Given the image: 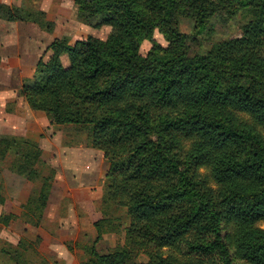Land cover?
<instances>
[{"label": "trees", "instance_id": "16d2710c", "mask_svg": "<svg viewBox=\"0 0 264 264\" xmlns=\"http://www.w3.org/2000/svg\"><path fill=\"white\" fill-rule=\"evenodd\" d=\"M74 4L79 20L110 26L107 37L73 45L53 38L18 91L51 124L88 128L89 145L108 161L96 236L67 249L88 255L79 264H264V0ZM239 13L246 19L239 36L216 40L204 55L190 53L181 20L192 23L195 37L212 18ZM0 19L52 27L43 11L3 2ZM155 30L166 45L152 38ZM144 40L151 46L143 55ZM22 137L0 135V156L30 147L10 169L39 179L22 213L30 223L33 212L38 225L54 170L38 174L33 164L42 150ZM10 219L1 215L0 224ZM121 231L123 244L98 251L104 234ZM140 253L147 260L137 263Z\"/></svg>", "mask_w": 264, "mask_h": 264}, {"label": "rangeland", "instance_id": "374dc122", "mask_svg": "<svg viewBox=\"0 0 264 264\" xmlns=\"http://www.w3.org/2000/svg\"><path fill=\"white\" fill-rule=\"evenodd\" d=\"M4 1H7V3L5 4L19 7L32 12L41 10L45 13V19L52 23L50 32L38 27L33 22H31L33 25H30L33 26V29L23 27L22 23H18L20 25H13L11 31H19L21 33L19 39H16L15 36L18 35H15V33H13V41H15L14 44L21 45L22 47L26 46V48L29 49L30 54L36 52V47L40 46L43 43H48V41L51 42L55 37L66 36L68 38L69 44L73 45L77 40L83 39L88 35L99 39H105L111 30L110 26L108 25H101L95 28L92 26V24L84 23L83 21L79 20L77 18L74 0ZM245 20L246 19L243 13H239L237 16L227 20H221L219 17H214L195 37L192 35V23L189 20H181L178 28L188 35L187 42L190 48V53L204 55L205 52L210 48L211 44L216 40L239 36L241 33L240 27L245 22ZM91 22H96V19H93ZM27 34L31 36H27ZM152 38L161 45H166L165 39L157 30L154 31ZM16 40L18 42H16ZM150 46L151 42L149 40H144L140 46V53L143 55L146 54ZM40 55H43V57H45L47 56V53L42 50ZM63 55L61 62L62 64H66L64 66H67L68 57L66 54ZM30 81H32V78H27L26 82L28 83ZM49 124L52 126L49 127L50 130L46 131L45 133L44 138L46 139L42 141L43 149L38 143L39 138L37 134L39 133L40 128H33L34 126L32 125H26L27 133L23 135L8 132L0 133V135L10 134L13 136H23L22 138H28L38 144V146L42 150V154L38 162H34L33 168L41 176L49 175L51 173V170H54V174L52 172L53 181H51V186L47 197L48 202L50 193L52 192V202L50 206L51 209L56 206L57 197H59V191L54 185V178H63V175L68 176L69 170H71L69 162H71L72 160H77L84 171V175L81 176L82 180H79L80 187L76 188L75 190L77 196L72 199L69 209L71 212L75 211L79 214L82 224H84L85 226H93V223L96 220H93L94 214H91L92 208L98 210L99 218H101L102 216L101 210H99V204L104 193V182L106 180L105 176L108 168V161L105 160L100 150L89 145L90 131L88 128L73 124L54 125L50 122ZM69 147L79 148V150H71L73 152L79 153L75 154L74 156L72 154L69 157V154L65 149ZM18 148V157L15 156V152L12 150L7 151L4 156H0V198H3V201L4 199H6L8 202L12 203L11 207L9 208H7L9 203H7L6 205V208L10 209L11 211L3 210L0 206V217L4 214H10L11 218L7 225L0 224V246L7 250V254L0 252V263L58 264L56 261L52 260L49 255L39 252V243L42 239L38 234V230L39 226L42 223H44L45 226L47 222V219L44 215L46 206L42 213V218L39 219L40 224L38 225L33 224L35 223L34 221L38 220L37 216H33V212L29 213V215H32V222L30 223L25 222L27 218L22 215L23 212L25 213L23 204H25L28 196L33 195V197H35V191L38 189L40 182L39 179L28 180L25 177V173L19 174L10 169L12 162L20 159V152L30 150V147L21 144ZM86 148H91V150H87ZM84 149L85 151H83ZM81 151L82 153L80 155ZM12 174H15L17 175V177L26 180L28 183L24 185L23 181L20 182L21 184L19 182H11V180H9V176H13ZM87 177H89V179ZM15 187L22 189V192H24V190L26 191L25 194L21 193V199H14L13 197L11 199L8 198V195L16 194L17 191H14ZM85 198L88 201V205L84 204L87 205V207H84L83 209L80 207V203L78 202V200H84ZM3 203L4 202L0 204ZM16 208L18 209L15 210ZM34 213L36 214V212ZM67 218L68 222L71 224L73 222L69 220L72 219L71 215L69 214ZM106 234H112L111 237H115V245L124 243V231H121L118 234ZM93 240V237L88 238L87 233L83 231L80 232L79 235H77L76 239L66 241L65 243H71V245L75 243L77 246L83 247L90 245ZM102 241L103 237L96 242V248L100 252H105L109 248L115 246L113 245L109 247L106 241H104L103 243ZM18 242L20 243V246L17 247L16 245ZM98 242L101 243L97 245ZM15 250H17L16 254L18 255L16 259L14 257ZM75 251L78 259L80 257L85 258L86 256H88L80 248L75 247ZM146 260L147 256L140 253L137 258V263L144 262Z\"/></svg>", "mask_w": 264, "mask_h": 264}, {"label": "crops", "instance_id": "0c3cea01", "mask_svg": "<svg viewBox=\"0 0 264 264\" xmlns=\"http://www.w3.org/2000/svg\"><path fill=\"white\" fill-rule=\"evenodd\" d=\"M0 2L7 3V1L4 0H0ZM18 23H22L23 27L33 29V26H30L33 25L31 22H14L0 19V133L8 132L23 135L27 133L26 125H32L34 126L33 128H40L41 132L39 131V133L41 136H38V143L43 149L42 141L46 139L44 138L45 133L50 130L49 127L52 125L49 124L45 114L31 110L25 99L18 94V91L22 86V79L32 77L36 61L40 57L42 50H45L50 41L36 47V52L30 54L29 49L26 48V46L22 47L21 45L14 44L13 33L18 35L15 36L16 39H19L21 33L19 31H11V29L13 25H17ZM27 36L31 35L27 34ZM16 42L18 41L16 40ZM65 149L67 150L69 157L72 154L74 156L79 153L73 152L76 149L79 150V148L69 147ZM86 149L91 150V148ZM83 151H85V149ZM81 153L82 151L80 152V155ZM69 166L71 170H69L68 176L63 175V178H54V185L59 191V197H57L56 206L51 209L52 192L50 193L44 212L47 222L45 226L44 223H42L38 230V234L42 239L39 243V252L49 255L51 259L58 264H79V259L77 258L75 251L73 253L67 249L66 241L76 239L77 235L83 231L87 233L88 238L93 237L94 239L95 237V229L93 226H85L82 224L79 214L75 211L71 212L69 209L72 199L77 196L75 190L80 187L79 180H82L81 176L84 175V171L77 160L69 162ZM12 175L13 176H9L11 182L20 183L23 181L24 185L28 183L26 180L17 177V175ZM87 178L89 179V177ZM14 191H17L16 194L8 195L9 199L12 197L14 199H21V193H26L25 190L22 192V189L16 187L14 188ZM3 202V204H0L2 209L11 211L7 208L11 207L12 203L8 202L6 199H4ZM78 202L83 209L88 205L86 198L84 200L80 199ZM7 203H9L8 207L6 206ZM17 209L18 208L15 210ZM69 214L72 218L69 220L73 221L71 224L68 222L67 218ZM91 214H94L93 220L99 218L98 210L95 208H92ZM111 235L112 234H104L102 236V243L106 241L109 247L115 245V237H111ZM99 243L101 242H98L97 245Z\"/></svg>", "mask_w": 264, "mask_h": 264}]
</instances>
